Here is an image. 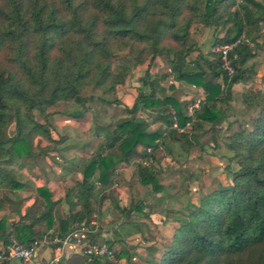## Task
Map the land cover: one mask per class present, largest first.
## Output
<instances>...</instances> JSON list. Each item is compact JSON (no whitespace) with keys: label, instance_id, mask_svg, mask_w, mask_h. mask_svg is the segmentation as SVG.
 <instances>
[{"label":"trees","instance_id":"obj_1","mask_svg":"<svg viewBox=\"0 0 264 264\" xmlns=\"http://www.w3.org/2000/svg\"><path fill=\"white\" fill-rule=\"evenodd\" d=\"M262 25L264 0H0V214L14 204L6 191L27 187L13 167L36 156L35 138L51 143L66 139H57L50 125L38 122L33 112L47 121L60 103L87 111V102L95 97H84L85 89L115 95L135 68L147 67L141 79L145 90L131 108L124 107L127 116L113 125H97L103 146L81 165L82 181L73 193L76 202L70 204L68 219L60 218L61 203L53 200L50 188L40 187L18 221L10 222L7 215L0 218V252L13 240L27 246L51 240L58 224L62 236L90 226L103 203L114 198L107 191L119 167L135 160L145 162L138 169L140 183L164 192L154 169L156 153L170 142L189 157L210 142L217 146V135L224 132L231 160L238 166L232 184L190 203L162 256L145 264H264V101L257 104L248 127L238 119L227 121L224 109L233 100L234 86L252 70L248 64L258 53L248 40L256 42ZM195 26L220 30L215 45L244 39L231 55L236 69L231 80L214 53L212 60L200 53L189 61L198 50ZM157 59L166 63L170 74L152 75ZM171 76L203 92L200 109L189 114L194 101L185 107L169 93L176 86L165 87L163 82ZM152 112L164 126L157 131L138 117ZM71 116L81 118L84 111ZM116 209L128 217L130 209L119 204ZM90 237L96 241L95 233ZM125 255L124 250L108 260L74 254L65 264H116Z\"/></svg>","mask_w":264,"mask_h":264},{"label":"rangeland","instance_id":"obj_2","mask_svg":"<svg viewBox=\"0 0 264 264\" xmlns=\"http://www.w3.org/2000/svg\"><path fill=\"white\" fill-rule=\"evenodd\" d=\"M221 35L220 30L214 27L195 26L193 38L198 44V50L189 56V61H193L200 53L212 60L215 40ZM254 39L256 42L253 39L248 40L251 47L258 53V56L248 64L252 70L245 74L240 84L234 86L231 104L224 105V109L228 112L227 121L238 119L243 121L247 127L251 123V118L259 110L257 104L264 101V25H262L259 36L255 35ZM146 69V66L135 68L126 79L125 85L118 87L115 95L106 94L102 90L85 89L84 97H95V100L87 102V111L84 107L74 103H60L50 110L47 121L38 111L33 112L38 122L50 125L57 139H61L62 136L66 139L60 143H51L37 136L34 143L36 156L25 158L21 165L17 164L13 167L15 176L27 187L23 190L6 191V194L14 201V204L4 214L10 222L20 219V214L25 213L34 203L37 189L44 186L52 191L53 200L61 203L59 214L61 211H69L71 202H76L73 193L82 181L81 165L100 152L103 146V137L96 133L97 125H113L127 116L124 107L131 108L138 93L145 90L141 79L145 76ZM151 73L154 76L170 74V69L162 59H157L151 68ZM172 83H176L173 76L163 82V85L169 87ZM177 83L176 91L170 92L185 107L201 95L204 97L200 89L196 90V87L192 88V85L186 83ZM115 101L122 104L114 103ZM108 103L113 104L108 105ZM77 111H84V116L73 118L72 113ZM138 117H142L147 122L151 131L164 127L154 112L146 113L144 116L138 115ZM226 126L227 123H224V129ZM14 128L15 124H10L8 128L10 136L14 134ZM217 139V146L210 140L208 141L210 143L206 144L203 149L198 148L191 152L189 157L182 151L179 144L170 142L167 148L156 153L158 162L154 169L158 170V180L165 188L162 193L164 196L169 193L170 198H176L178 201V205L171 206L175 214L178 215L181 211L187 212L186 209L190 203H198L204 194L218 189L221 185L232 184L233 174L238 170V166L235 161L231 160L232 154L226 147L224 132L218 134ZM140 163L145 162L135 160L128 167H119L115 184L107 191V193H112L114 198H108L94 217L96 242L114 247L117 256L122 251H126L123 259L114 261L116 264H145L150 259H159L171 240V231L168 234L165 231L163 237L153 231L154 234L150 235L153 239L148 238L150 228L158 226L150 216L156 210L154 205L161 204L158 198H155L161 193L154 192L152 186L147 187L140 183L138 170ZM185 170L191 172L192 175L186 188L179 191V176L183 175ZM116 185L126 192L128 202L127 206L123 207L131 209L128 217L116 209V205L120 206L122 201L119 199L120 194L117 192ZM159 199L162 200V198ZM138 206L142 207L141 211L137 210ZM146 219V222L143 221ZM159 219L156 217V222H159ZM143 225L147 227V230L142 227ZM141 232L148 233L146 237H143L146 238L145 244L142 237L133 238ZM104 233L110 234L109 238L102 237ZM136 244L142 248L146 245V251H140L139 254L130 248V245ZM2 247L0 241V249ZM147 252L151 253L148 255Z\"/></svg>","mask_w":264,"mask_h":264},{"label":"built area","instance_id":"obj_3","mask_svg":"<svg viewBox=\"0 0 264 264\" xmlns=\"http://www.w3.org/2000/svg\"><path fill=\"white\" fill-rule=\"evenodd\" d=\"M243 40L244 39H240L229 46L215 45L213 47V53L220 58L223 74L229 80L236 74L234 59L231 56L232 52ZM223 88L226 89L224 83ZM203 100V95L195 99L194 104L190 108V112L192 113L200 109ZM116 188L119 190L117 185ZM94 226V222H92L90 226L82 225L72 229L63 236L59 233L52 232L53 237L51 240L45 239L43 242L36 240L28 246L13 240L7 250H2L0 252V264L4 262H9L11 264H65V257L68 250H71L73 254H78L89 259L99 258L112 260L115 256L114 249H111L110 246L106 244L98 243L91 239L90 236L95 233ZM45 244L53 246L54 254L49 260L40 261L37 257L38 250Z\"/></svg>","mask_w":264,"mask_h":264},{"label":"crops","instance_id":"obj_4","mask_svg":"<svg viewBox=\"0 0 264 264\" xmlns=\"http://www.w3.org/2000/svg\"><path fill=\"white\" fill-rule=\"evenodd\" d=\"M172 84L175 85V86H177L176 88H178V83L177 82L176 83H172ZM192 88H195V87L193 86ZM195 89L198 90L197 88H195ZM169 93H172V92L169 91ZM194 151H196V150H194ZM191 175H192V173L191 172H188L186 170L184 171V174L183 175L180 174V176H179L180 178H179V181H178L179 191H180V189H185L186 188L187 183L190 181ZM117 192L120 194L119 199L122 200L121 203H120V207L124 208L123 206H127V202H128V198L126 197V192H125V190H121V189L117 190ZM167 195H165L166 196L165 197L163 195V193H161V194L157 195L158 197H155V198H158L157 200L161 204L158 203V204L154 205V207L156 208V210L154 211L153 214H151L150 217L152 218L153 222H155L156 225H158V226H156V228L155 227H151L150 228L149 235H148L147 232L146 233H142L141 232L142 234L141 233L140 234H137L133 238H136V237H142L143 238V237H146L148 235L149 236L148 237L149 239H153V238L150 237L151 234H154L153 231H156V234H159L160 237L165 236V231L167 232V234L171 231L172 232L171 238H172V236L174 234V231H175L174 230L175 226H178L179 225V222L178 221H180V220H182V219L185 218L186 212L185 211H181V213H179L178 215L175 214L173 212V210L171 209V206L178 205V201L176 200V198H170L169 197V193ZM163 197L165 198L164 200H163ZM155 198H153V199H155ZM159 198H162V200H160ZM59 211H60V209H59ZM128 213H130V211ZM174 215H177V216L174 217ZM68 217H69V211L68 212H66V211H61L60 212V218L62 220H66V219H68ZM156 217H159L160 218L159 219V222H156V220H155ZM143 221L146 222L147 219L146 220H143ZM93 222L96 223L95 220ZM142 227L147 230V227L146 226L143 225ZM54 230L57 233H59L60 230H61L60 225L58 224ZM144 234H146V235H144ZM101 236L104 237V238H109L110 234L104 233ZM143 243L144 244L146 243V238H143ZM149 246H151V245H149ZM145 247H146V245H145ZM145 247L142 248V246H140L138 244H136V245H130V248L133 249V250H136L135 252H138L139 254H140V251H143V252L146 251V248ZM150 253L151 252H147L148 255ZM53 254H54L53 246H51L49 244H45V245H43L38 250L37 257H38V259L40 261H46V260H49L53 256ZM72 255H74V254L71 252V250H68L67 253H66L65 261L67 259H69Z\"/></svg>","mask_w":264,"mask_h":264}]
</instances>
